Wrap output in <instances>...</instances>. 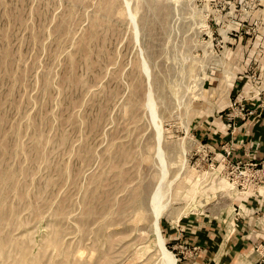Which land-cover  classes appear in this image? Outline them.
<instances>
[{"label": "rangeland", "instance_id": "1", "mask_svg": "<svg viewBox=\"0 0 264 264\" xmlns=\"http://www.w3.org/2000/svg\"><path fill=\"white\" fill-rule=\"evenodd\" d=\"M260 89L264 0H0V264H164L158 188L183 264L241 194L199 132Z\"/></svg>", "mask_w": 264, "mask_h": 264}, {"label": "crops", "instance_id": "2", "mask_svg": "<svg viewBox=\"0 0 264 264\" xmlns=\"http://www.w3.org/2000/svg\"><path fill=\"white\" fill-rule=\"evenodd\" d=\"M240 100L247 105L248 119L237 117L233 130L221 116L199 135L220 149L222 155L230 153L228 159L234 163L260 162L264 159V89L252 97L241 95ZM234 210L238 212L233 228L229 218L219 223L207 215L181 218L166 226L165 235L174 248L186 245L202 249L197 257L183 264H264V187L241 193Z\"/></svg>", "mask_w": 264, "mask_h": 264}, {"label": "built area", "instance_id": "3", "mask_svg": "<svg viewBox=\"0 0 264 264\" xmlns=\"http://www.w3.org/2000/svg\"><path fill=\"white\" fill-rule=\"evenodd\" d=\"M234 105H237V108L232 109V113L226 115L227 124L229 128L233 130L236 128L235 121L237 117L246 120L250 116L245 104L239 103L238 105V103H234ZM229 155L230 153L224 155V161H227L228 168H230L232 174L235 175L236 181L233 183L237 185L238 188H241V193H248L250 191L264 187V159L260 162L234 163L228 160ZM180 249L182 250L181 253H185V251V254L190 253V257L187 258L184 256V260L193 259L202 252L200 246H193L191 249H189L187 246H181Z\"/></svg>", "mask_w": 264, "mask_h": 264}, {"label": "bare ground", "instance_id": "4", "mask_svg": "<svg viewBox=\"0 0 264 264\" xmlns=\"http://www.w3.org/2000/svg\"><path fill=\"white\" fill-rule=\"evenodd\" d=\"M161 187V186H160ZM161 188H158V190L155 192L153 199H152V203H153V207H154V213H155V220H154V224L156 227V232H157V242H158V246L160 247V250L162 252V256H163V260H164V264H175V259L174 256L170 253V251L168 250V248L166 247V240L165 238H163V236L160 233V217H161V210L163 209V207H161L159 201H160V194H161ZM162 197V195H161ZM153 224V226H154Z\"/></svg>", "mask_w": 264, "mask_h": 264}]
</instances>
